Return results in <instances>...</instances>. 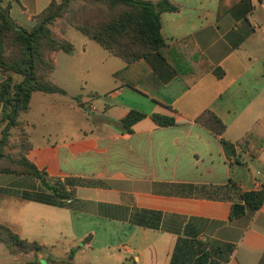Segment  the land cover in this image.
Returning <instances> with one entry per match:
<instances>
[{
  "label": "crops",
  "instance_id": "crops-1",
  "mask_svg": "<svg viewBox=\"0 0 264 264\" xmlns=\"http://www.w3.org/2000/svg\"><path fill=\"white\" fill-rule=\"evenodd\" d=\"M52 1L4 4L11 5L19 26L31 30ZM168 1L178 10L160 18L170 46L167 57L178 71L190 74L188 81L200 72L202 77L188 86L156 53L129 64L101 47L102 54L87 37L79 55L75 49L55 53L50 79L66 94L35 92L20 120L32 143L27 159L45 173V182L62 187L65 198L35 177L0 175V199L14 198L20 207L12 223L2 202L0 224L44 247L14 256L0 241V264L6 251L14 264H78L80 255L91 259L88 251L97 235L87 224L101 229L108 224L110 231L102 233L119 237L115 248L120 253L100 247L91 264H171L177 245L191 252L185 264H195L201 250L217 244L232 252L227 261L208 264H264V205L231 219L244 193L264 191V0ZM60 53L73 61L69 73L76 79L71 80L82 92L77 100L67 81L54 78ZM3 79L0 70V83ZM94 98L105 104L99 111L89 103V115L85 104ZM35 108L41 117L31 116ZM131 111L146 117L127 132L120 122ZM205 112L225 125L222 135L199 121ZM154 114L174 117L176 123L158 126ZM72 116L85 123L76 131ZM246 135L252 148L262 146L260 155L235 145L236 155L229 158L221 139L236 144ZM63 246L71 255L64 250L65 257L55 256Z\"/></svg>",
  "mask_w": 264,
  "mask_h": 264
},
{
  "label": "trees",
  "instance_id": "trees-1",
  "mask_svg": "<svg viewBox=\"0 0 264 264\" xmlns=\"http://www.w3.org/2000/svg\"><path fill=\"white\" fill-rule=\"evenodd\" d=\"M77 0H53L52 3L36 17V24L31 29L19 26L11 16V5L0 0V70L4 76L0 83V125L4 127L0 139V175L32 176L44 181V186L59 198H65L60 185H50L45 182V173L27 159V153L32 148L30 136L26 142L28 148L19 161H12L11 167L6 165L9 157L5 148L8 146L10 131L24 124L20 120L22 113L29 111L31 99L35 92L44 94L65 95L66 91L51 81V75L56 69L53 55L58 52L73 53L75 47L70 40H59L53 36L50 26L57 19L62 18ZM103 6L105 14H91L73 22L75 28L88 39L96 42L110 54L132 64L156 53L181 79L192 86L203 75H195L188 81L190 74L178 71L167 57L166 51L170 48L161 34V14L176 12L178 8L168 0L157 3L143 0H89ZM222 12H220V15ZM90 17V18H89ZM219 77L220 69L216 70ZM118 75L115 74V77ZM146 115L131 111L121 120V127L132 132L133 126L144 119ZM152 120L158 126L175 125L174 117L152 115ZM203 124L216 135H222L225 125L211 112H205L200 118ZM248 135L232 144L224 139L221 143L226 155L231 158L236 155V146L244 148L253 157H258L262 146L254 149ZM242 204H234L231 219L240 218L247 210L257 211L264 205V191L244 193ZM0 241L6 245L11 254L20 256L29 253L41 252L44 247L35 241L21 238L7 225L0 224ZM180 244V242H179ZM232 252L226 245H211L208 250H201L196 256L195 264H208L210 259L226 260L225 256ZM187 253L176 247L171 264H185L191 258ZM179 258V260H178Z\"/></svg>",
  "mask_w": 264,
  "mask_h": 264
},
{
  "label": "rangeland",
  "instance_id": "rangeland-1",
  "mask_svg": "<svg viewBox=\"0 0 264 264\" xmlns=\"http://www.w3.org/2000/svg\"><path fill=\"white\" fill-rule=\"evenodd\" d=\"M61 0H57V2L59 3ZM94 13H98L100 15L105 14V8L103 6L97 5L95 3L90 2L89 0H77L76 2H74L70 9L65 13V15L62 18L57 19V21L52 24L50 26L53 36L56 39L59 40H70L71 43L74 45L75 47V52L76 54H80L81 52H83V42L88 40L84 35H82L80 32L77 31V29L75 28L73 22L77 19L80 18H86L88 16H90L91 14ZM259 14L260 13H256V16L254 17L255 19H259ZM90 18V17H89ZM259 21V20H258ZM261 38H264V35H261ZM98 48V50L102 53V54H106V51H104V49L101 48V46L99 47L98 45H95ZM60 57V61H59V69L58 71L55 73L54 78L58 81L61 82H68L69 83V91L72 95H74L75 97L73 98V100H77L79 99V95L82 94L81 90L78 89V87L75 86L74 83H72V80L76 79L75 76H73L69 73L70 68L72 66V62L69 59L66 60L64 57L63 53L59 54ZM78 62V61H77ZM72 79V80H71ZM89 103H93L94 106L99 110L102 111L103 107H104V102L100 103V101L97 98H94L92 100V102H87L86 105V109L89 115H93V112H91V110L89 109L90 104ZM89 109V111H88ZM39 114H41L40 110L38 108H35L32 113L31 116L34 115L36 117H41ZM71 124L74 128V130H77V127L84 125L85 123L78 117H71ZM49 129H52V125H47L46 126ZM45 127V128H46ZM3 129L4 127L0 125V139L2 138V134H3ZM74 131V133H76ZM78 134V133H76ZM27 136H29V133L27 131V127L25 126V124H22L20 127L15 128L13 130L10 131V135H9V142H8V146L5 148V152L6 155L9 157V160L6 161V165L11 167L13 164L12 161H19L21 159V157L23 156V154L25 153V150L28 148V144L26 142ZM22 176V175H21ZM3 203H7L8 204V210H9V214L7 217H9V219L11 220L12 223H14L16 221V216L19 213V209L20 207H16L17 203L16 200L14 198H8V199H0V204ZM110 226H108V224H105L102 226L103 231H110ZM89 230H93L96 231V241L97 244L93 245V249L88 251L91 254V259L88 256H84V255H80L77 259H76V263L78 264H91V263H95V256H100L99 252H96L100 247H114L112 248V252H116V253H120L115 247L117 246V241L119 240V237L117 236H106L104 235L102 232V229L100 227L99 224H87V228ZM106 231V232H107ZM106 234V233H105ZM126 242V241H125ZM121 243V242H120ZM81 247H84V244H80ZM5 250V249H4ZM68 251L69 254L66 255H71L70 254V250L69 249H65L64 246L60 247L57 250V253H54V255H60L62 257H65V254L63 251ZM54 256V257H55ZM6 257L7 259L5 261H3L2 264H14V257H12L7 251H6ZM1 258L3 259L4 256H1ZM105 263H108L109 261L104 259ZM214 261V260H212ZM91 262V263H90ZM42 264H46V260L42 261Z\"/></svg>",
  "mask_w": 264,
  "mask_h": 264
}]
</instances>
